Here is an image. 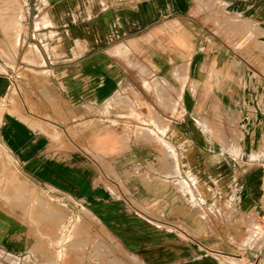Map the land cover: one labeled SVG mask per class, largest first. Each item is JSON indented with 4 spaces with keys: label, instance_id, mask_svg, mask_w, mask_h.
I'll return each instance as SVG.
<instances>
[{
    "label": "crops",
    "instance_id": "0c3cea01",
    "mask_svg": "<svg viewBox=\"0 0 264 264\" xmlns=\"http://www.w3.org/2000/svg\"><path fill=\"white\" fill-rule=\"evenodd\" d=\"M4 13L0 141L20 174L109 207L93 156L183 228V261L211 264L242 229L250 251L226 252L264 264V0H20L16 31ZM10 218L0 264L27 251Z\"/></svg>",
    "mask_w": 264,
    "mask_h": 264
},
{
    "label": "rangeland",
    "instance_id": "374dc122",
    "mask_svg": "<svg viewBox=\"0 0 264 264\" xmlns=\"http://www.w3.org/2000/svg\"><path fill=\"white\" fill-rule=\"evenodd\" d=\"M2 6L3 16L10 18L8 28L16 31L20 0H4ZM235 24L238 29L244 25L247 29L252 27V32L253 29L260 31L254 23ZM2 104L0 101V111ZM89 160L93 188L116 193L115 197H110L109 207L105 206L109 200L105 198L107 195L104 198L84 196L81 189L76 188L74 197L66 198L50 183H42L33 175L25 178L0 141V207L10 212L12 240L27 241V251L21 256H14V252L12 264L36 258L40 260V256L47 258V264L195 263L183 261L184 254L178 252L177 239L184 232L178 223L169 221L163 214L148 213L146 197L137 196L142 191L126 188L124 175L115 174L102 160L93 156ZM232 231L230 238L237 243L236 246L220 245L219 248L225 251H213L211 264H249L232 259L233 249L240 256L250 251L244 245L248 240L244 231ZM225 234L223 231L224 237ZM227 248L231 252H226ZM13 249L17 251L20 248L16 245ZM190 253L194 255L193 250ZM206 258L210 260L208 256Z\"/></svg>",
    "mask_w": 264,
    "mask_h": 264
}]
</instances>
